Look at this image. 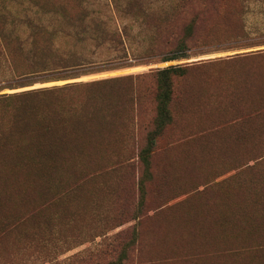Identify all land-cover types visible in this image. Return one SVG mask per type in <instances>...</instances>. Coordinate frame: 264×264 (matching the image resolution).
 I'll list each match as a JSON object with an SVG mask.
<instances>
[{"label": "rangeland", "instance_id": "rangeland-1", "mask_svg": "<svg viewBox=\"0 0 264 264\" xmlns=\"http://www.w3.org/2000/svg\"><path fill=\"white\" fill-rule=\"evenodd\" d=\"M38 1L48 4L0 0V29L33 55L32 31L46 28V58L68 67V76L1 93L78 82L64 98L78 106V135L93 139L96 148L78 155L86 168L66 171L79 184L77 234L52 237L48 248L55 250L46 257L5 235L1 258L14 257L9 264H110L119 258L123 264H264V163L246 167L264 152V123L249 117L264 111V52L255 54L264 49V0L211 6L191 57L169 62L147 55L156 18L173 16L180 0H80L82 8L75 0ZM59 2L71 3L58 10ZM177 63L190 67L175 79L174 121L157 138L151 177L144 180L139 152L156 114L150 71ZM130 73L141 77L98 88L83 84ZM107 92L109 100L91 101ZM97 126H116L124 135L86 133ZM48 178L0 166V230L43 199ZM60 209L47 207V213Z\"/></svg>", "mask_w": 264, "mask_h": 264}, {"label": "trees", "instance_id": "trees-1", "mask_svg": "<svg viewBox=\"0 0 264 264\" xmlns=\"http://www.w3.org/2000/svg\"><path fill=\"white\" fill-rule=\"evenodd\" d=\"M32 1L41 8L48 4L45 1ZM219 1L221 0H180L173 16L156 18L158 30L147 59L169 62L190 58L191 44L198 38V29L207 22L206 15L211 10V6L216 9L215 4L219 6ZM75 2L81 8L83 7L82 1L75 0ZM70 3L59 2L57 9H67ZM49 35L46 28L32 31L34 53L31 55L25 51L19 37L9 33L4 27L0 29V72L6 74L5 77L0 78V166L8 171H33L50 177L45 180L46 186L42 200L13 222H10L11 218L1 222L3 227L0 230V241L5 235L13 236L17 242L24 244L28 242V246L34 248L35 253L44 257L51 255L55 250V248H48L52 237H56L63 231H73V234H77L75 229H78L79 184L75 179L69 181L70 176L66 175V171H71L69 173L75 175L77 171L86 168L80 166L84 164L78 162V155L91 154L96 148L91 143L93 139H81L78 135V106L66 104L64 98L69 91L78 89V82L1 93L6 89L13 90L39 81L59 80L68 76V67L61 69L58 63H52L51 59H47L50 50L47 39ZM263 52L264 49L255 54ZM52 66L55 67L52 68ZM128 66L132 65L127 64L122 67ZM116 67L120 66L105 68ZM189 67L190 64L177 63L155 67L150 71L156 78V114L153 127L147 133V145L139 152L145 167L144 180L151 177V157L157 138L164 128L174 121L175 79L185 76ZM103 70L106 69L99 68V71ZM139 77L141 73H130L83 82V84L90 88H98L103 85H112L121 78L129 80ZM111 97L112 95L108 92L95 93L91 101L109 100ZM249 117L264 123V111L259 109L253 111ZM261 128L263 129L261 133H264V127ZM92 132L99 133L100 137H107V139L124 135V132H120L116 126L87 128L86 133ZM79 138L88 143L79 144ZM260 143L264 142L260 141ZM87 149L89 151H86ZM255 160L252 165L245 164V166L253 167L264 163V152ZM78 167L82 168L78 170ZM53 176L60 178H52ZM140 185H144L143 181ZM54 205L60 206V211L47 213V207ZM9 224L11 226H7ZM72 237L75 239L76 236L72 235ZM69 240L70 238L63 239L65 244L70 242ZM123 252L126 254L125 250ZM1 257L0 254V260L6 259L4 264L12 263L11 260L14 259V257L4 259ZM110 264H123V258Z\"/></svg>", "mask_w": 264, "mask_h": 264}]
</instances>
